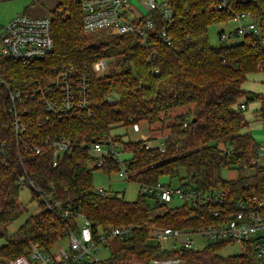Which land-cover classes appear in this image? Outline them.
<instances>
[{
    "label": "trees",
    "instance_id": "1",
    "mask_svg": "<svg viewBox=\"0 0 264 264\" xmlns=\"http://www.w3.org/2000/svg\"><path fill=\"white\" fill-rule=\"evenodd\" d=\"M169 2L174 11L172 21L167 23L157 12L151 14L155 27L147 30L149 39L143 42L136 33L99 30L86 34L80 2L59 0L53 17L54 51L35 64H23L13 58L1 62L0 141L4 145L0 146V236L5 237L6 243L0 246V264L24 254L32 244L54 250L70 231L79 229V213L92 222L95 235L111 226L148 223L187 229L205 223L209 208H193L189 202L172 207L141 191L134 201L107 191L101 195L94 189L95 169L111 174L125 168L127 179L140 186L156 185L167 176L170 181H181L187 191L221 188L232 199L264 191V165L259 163L261 146L248 129L245 117L247 103L258 100V116L264 120V92L244 88L249 75L264 72V0H230L228 8L220 7L218 0ZM236 13L249 14L260 26L261 35H246L241 41L228 44L221 40L219 45H212L211 26L232 20ZM163 30L170 37V44L161 37ZM102 58L110 60L109 70L98 75L93 64ZM72 64L85 66L91 75L95 104L92 116L51 118L39 125V114L42 118L46 114L41 98L13 103L2 82L4 77L13 86H23L49 76L53 68ZM109 96H115V101L110 102ZM242 104L246 105L244 109ZM178 108L182 111L163 129L165 150L159 145L147 148V140H125L124 134L112 133L118 126L162 122L164 116ZM14 111L26 125L21 134L15 128ZM64 136L72 138L75 149L57 166L46 147L39 154L24 151L26 141L36 143L39 139ZM101 140L108 147L119 144L120 152L128 155L121 162L108 152L100 157L102 165L93 166L97 156L91 147ZM246 167L255 168V173L238 179L223 177L224 169ZM21 175L33 179L48 200L33 190V199L41 209L10 236L7 225L22 213L18 201L23 187L18 181ZM48 201L55 207H49ZM152 201L163 209L154 218ZM65 209H71L73 214L65 215ZM150 238L146 227L135 230L129 238L117 237L118 248L106 260L126 264L131 260L146 262L170 257L181 258L184 264H255L253 258L243 254H222L227 242H209L200 249L168 250L161 243H149Z\"/></svg>",
    "mask_w": 264,
    "mask_h": 264
},
{
    "label": "built area",
    "instance_id": "2",
    "mask_svg": "<svg viewBox=\"0 0 264 264\" xmlns=\"http://www.w3.org/2000/svg\"><path fill=\"white\" fill-rule=\"evenodd\" d=\"M5 0H0V6ZM83 9L84 31L88 34L99 30H105L116 34L136 33L147 42L148 29L155 27V18L151 14L157 12L161 18L170 23L173 18V8L169 0H77ZM220 7L228 8L230 0H218ZM139 3L140 5H136ZM148 16V17H147ZM146 18V22H142ZM246 18V22L243 20ZM235 20L238 25L230 32H223L220 39L223 41L229 37L261 35V28L249 14L236 13ZM161 37L167 43H171L166 30ZM55 48L53 18L31 17L28 15H16L8 22L0 20V67L6 58H13L23 64H35L51 54ZM154 55V54H153ZM109 59L102 58L93 64V70L98 75H103L109 70ZM49 76L42 79L36 78L29 84L13 86L2 77V82L7 85L13 103L20 104L23 100L40 97L46 114L42 118L39 114V125L51 118L58 119L64 116H92L94 114L93 87L91 75L84 67L69 65L62 68H53ZM110 102L115 99L108 97ZM241 107L244 109L245 104ZM25 113L28 111L25 110ZM15 128L21 134L26 130V125L20 120L18 112H13ZM136 131H140L139 123L133 125ZM143 140H146L143 138ZM4 143L0 141V146ZM115 145V144H111ZM147 148L153 146L147 141ZM162 150H165L162 142ZM51 153L54 166L60 164L66 154L74 151L75 143L70 137L51 140L49 137L39 139L36 143L24 142V151H33L36 154L43 153L44 148ZM97 159L93 166L102 165L101 156L108 152L115 154L118 161L123 160L122 153L111 148L104 149V140L95 141L91 147ZM105 150V151H104ZM229 152V151H227ZM259 156L264 159V144L261 145ZM260 158V159H261ZM121 176H128L126 169L119 172ZM22 186H30L43 200H48L43 189L27 175H21L18 179ZM143 193H151L159 198L160 202L171 203L180 200L182 205L189 202L193 208H209L204 216L205 223L199 226H190L187 229L172 227H153L146 223L130 224L126 226H111L108 230H100L94 234L92 222L79 213V229L68 234V248L60 245L52 251H47L38 243L25 251L19 257L10 260L6 264H111L106 259H99L96 252L101 245H106L112 238H129L134 231L143 227L149 228L151 237L157 243L174 240L171 250L180 247L188 249H200L199 241L194 237L199 234L209 238L211 242L237 243L241 246L243 254L255 260V264H264V191L254 193L239 199H232L221 188H213L207 191L190 189L187 191L179 184L175 185L168 180H160L156 185H142ZM101 195L105 189L98 191ZM49 207H55L47 202ZM179 204V205H180ZM60 205V204H56ZM177 206V205H176ZM173 206V207H176ZM65 215L73 214L71 209H65ZM97 236V237H96ZM167 249V248H166ZM169 250V249H168ZM126 264H184L181 258H152L146 262L131 260Z\"/></svg>",
    "mask_w": 264,
    "mask_h": 264
},
{
    "label": "rangeland",
    "instance_id": "3",
    "mask_svg": "<svg viewBox=\"0 0 264 264\" xmlns=\"http://www.w3.org/2000/svg\"><path fill=\"white\" fill-rule=\"evenodd\" d=\"M59 0H5L0 6V20L2 22H8L16 15H28L31 17H54L55 10L58 8ZM136 5H140L139 3H135ZM247 20L244 18L243 22L245 23ZM238 25V20L232 19L227 22L217 23L211 26L210 28V41L212 45H219L221 42L219 32L223 31L225 33L230 32ZM222 28L224 30H222ZM86 33V32H85ZM88 34V33H86ZM243 36H232L226 39L224 43H234L241 41ZM264 77L260 75V72L253 73L248 76V80L245 83L246 88L251 89L252 91H262L264 87L262 84ZM114 99L115 96H113ZM182 108L175 109L173 112H170L168 116H164L162 122H156L152 124H148L146 122L139 123L141 130L136 131L133 125L128 126H118L112 130L113 134H124V139H132V140H143L146 138L154 142L155 145H160L164 141V133L166 130H163L164 127L171 122V118L175 116L177 113L181 112ZM254 126V125H253ZM254 134L257 137V141L260 146L264 144V121H260L256 126L253 127ZM162 131V132H161ZM162 133V134H161ZM153 146V145H152ZM219 147L224 148L223 144L219 142ZM109 148H113L116 151H121V147L119 144L104 146L105 150ZM104 150V151H105ZM261 165H264V159L261 158L259 160ZM255 173V168L246 167L243 169L231 168L224 169L223 177L225 179H238L241 176L252 175ZM183 175V174H182ZM177 182V183H176ZM179 184L177 180H175V185ZM94 189L99 191L100 189H105L108 193L118 194L119 196H123L126 200L134 201L139 196L140 193V185L137 182H133L127 179L126 176H121L119 172L114 171L111 174L105 173L101 169L94 170ZM18 201L22 207V213L18 218L13 220L10 224L7 225V232L10 236L15 235L18 228L28 219V217L41 209V205L35 199H33V190L30 186H24L20 189ZM180 200H175L169 203V206H181ZM155 202L152 201V205L154 206ZM180 204V205H179ZM162 208H158L154 206L152 208L151 217H155V214H159L162 211ZM157 227V226H153ZM195 238L199 241V246H205L207 243L211 242L209 238L202 237L199 234L194 235ZM173 239L162 242V246L169 250L172 249ZM6 243L5 237L0 236V246ZM68 238L62 240L55 246V248L59 247L60 244L68 245ZM118 239L112 238L109 239L106 245H101L99 250L95 253L96 256L103 260L108 259L111 253L118 248ZM149 243H157V241L151 237L149 239ZM242 252V248L237 243H229L222 254L230 255V254H239ZM90 261H88V264Z\"/></svg>",
    "mask_w": 264,
    "mask_h": 264
},
{
    "label": "crops",
    "instance_id": "4",
    "mask_svg": "<svg viewBox=\"0 0 264 264\" xmlns=\"http://www.w3.org/2000/svg\"><path fill=\"white\" fill-rule=\"evenodd\" d=\"M222 30H224L223 28H222ZM220 36V35H219ZM260 75L261 76H263L264 77V72H260ZM247 82V81H246ZM262 84H263V86H264V79H263V81H262ZM244 88L246 89V90H250V91H252L251 89H248V88H246V86H245V84H244ZM263 88V90L262 91H254V92H264V87H262ZM244 99H246V97L244 98ZM247 103V102H246ZM260 101H258V100H251L249 103H247V110L245 111V117H246V121L248 122V129H251L252 130V132H254V129H253V127L254 126H256L260 121H264V120H262L259 116H258V110H259V108H260ZM254 125V126H253ZM257 138V137H256ZM144 139H146V138H144ZM148 142L151 144V145H153V146H156L155 144H154V142H152L150 139L148 140ZM126 155H128V154H122V156H126ZM163 179L164 180H168L169 179V177H167V176H165V177H163ZM175 181V180H174ZM174 181H172V183H175ZM177 183V182H176Z\"/></svg>",
    "mask_w": 264,
    "mask_h": 264
}]
</instances>
